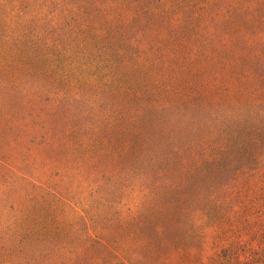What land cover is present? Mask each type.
Masks as SVG:
<instances>
[{
  "label": "rangeland",
  "instance_id": "rangeland-1",
  "mask_svg": "<svg viewBox=\"0 0 264 264\" xmlns=\"http://www.w3.org/2000/svg\"><path fill=\"white\" fill-rule=\"evenodd\" d=\"M0 264H264V0H0Z\"/></svg>",
  "mask_w": 264,
  "mask_h": 264
}]
</instances>
